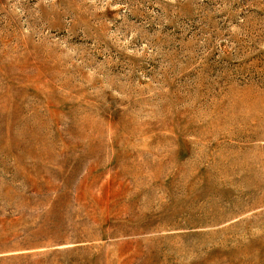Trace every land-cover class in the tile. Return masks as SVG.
Listing matches in <instances>:
<instances>
[{"label": "rangeland", "instance_id": "obj_1", "mask_svg": "<svg viewBox=\"0 0 264 264\" xmlns=\"http://www.w3.org/2000/svg\"><path fill=\"white\" fill-rule=\"evenodd\" d=\"M0 264H264V0H0Z\"/></svg>", "mask_w": 264, "mask_h": 264}]
</instances>
